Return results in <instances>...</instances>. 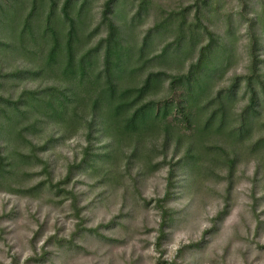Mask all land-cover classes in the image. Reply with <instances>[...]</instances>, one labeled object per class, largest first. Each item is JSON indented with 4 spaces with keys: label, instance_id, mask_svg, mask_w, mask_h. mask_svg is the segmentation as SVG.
Listing matches in <instances>:
<instances>
[{
    "label": "trees",
    "instance_id": "obj_1",
    "mask_svg": "<svg viewBox=\"0 0 264 264\" xmlns=\"http://www.w3.org/2000/svg\"><path fill=\"white\" fill-rule=\"evenodd\" d=\"M93 2L0 0V40L5 39L0 41V54H9L10 60L22 59L30 65L28 70L16 69L3 78L52 81L42 89L38 86L22 91L15 100L0 96V190L25 197H36L44 189L56 190L70 195L75 207L76 196L61 188L69 183L73 170L91 178L101 175L102 179L120 182L123 173L137 167L138 175L143 176L145 171H155L150 161L158 151L157 140L164 147L174 142L176 150L185 144L177 165L188 186L226 170L222 179L229 192L241 155H255L259 161L256 171H264V58H260L264 21L259 34L251 30L246 75L232 77L229 86L214 92L232 61L234 47L231 42H219L220 38L207 27L201 31L197 14V24L189 25L182 14L180 17L169 13L162 19L157 16L160 20L146 31L138 45L114 21V17H123L121 10L114 13L118 0H105L95 30L103 26L106 35L96 47L86 49L91 34L85 33L94 19ZM152 2L137 0L138 9L131 21L148 12ZM165 34H172L174 40L162 46L157 57L163 58L164 64L178 65L191 57L187 70L171 76L149 72L138 79L134 74L151 61L147 57L160 44L155 38ZM193 55H197L194 60ZM91 66L93 71H89ZM165 76L169 77L166 89L172 93L181 90L177 101L164 98L157 102L154 98L164 90ZM239 91L245 103L238 109ZM179 125L187 128L188 136H183ZM55 130L63 135L54 138ZM79 132L85 137L84 155L79 163L68 166L64 179L26 189L18 185L28 176L26 169L37 163L46 169L48 162L39 153L47 150L48 142L55 143L67 134ZM46 133L49 140L38 147L32 137ZM103 138L106 144L92 147L93 141ZM173 181L174 170L170 167L164 203L170 201ZM227 207L226 203L216 220H223ZM162 210L160 233L164 236L166 219L173 214L166 208Z\"/></svg>",
    "mask_w": 264,
    "mask_h": 264
},
{
    "label": "rangeland",
    "instance_id": "obj_2",
    "mask_svg": "<svg viewBox=\"0 0 264 264\" xmlns=\"http://www.w3.org/2000/svg\"><path fill=\"white\" fill-rule=\"evenodd\" d=\"M104 1L94 0L92 4L94 19L85 33L91 34L86 49L96 47L106 35L103 26L95 30ZM136 2L118 0L114 13L121 10L123 17H114V21L138 45L146 31L160 20L157 16L162 19L169 13L180 17L182 14L189 25L197 24V14L201 31L207 27L220 38L219 42H231L234 47L232 61L214 92L229 86L232 77L240 78L248 72L249 40L252 31L259 34L264 21V0H153L152 8L141 15L140 21H131L138 9ZM251 22L255 23L250 28ZM155 39L160 44L147 57L151 61L134 76L143 79L149 72H166L167 76L185 72L191 57L182 65L164 64L163 58L157 57L161 47L174 40L173 35H159ZM260 52L263 59L264 49ZM6 55L0 54V96L15 100L24 90L38 86L42 89L52 83L3 78L16 69L25 71L30 67L28 62L13 61ZM94 55L95 51L91 58ZM196 56L193 55V60ZM93 69L91 66L89 71ZM167 80L169 77L165 76L164 90L154 97L157 102H163L164 98L177 101L180 95L179 89L173 93L166 89ZM241 97L239 91L238 109L245 103ZM178 128L185 133L184 137L188 136L184 125ZM52 134L54 138L63 135L56 130ZM45 135L35 134L32 141L42 147L49 140ZM100 140L93 141L92 147L106 144V139ZM85 145L81 132L67 134L55 143L48 142L47 150L39 153L48 162L46 169L39 163L26 169L28 176L18 185L26 189L40 183L57 184L64 179L70 164L80 162ZM155 147L158 151L150 161L155 171H145L143 176L138 175L137 167L123 173L120 182L102 179L101 175L91 178L73 170L71 180L61 188L76 196L75 207L69 200L70 195L56 190L44 189L36 197L0 190V264H264V171H256L259 164L256 156L241 155L234 185L226 192V181L222 179L226 170L187 185L177 165L185 144L176 150L174 142L164 147L157 140ZM124 150L129 153L126 147ZM170 167L174 170V181L170 201L164 203ZM226 203L227 214L222 221L216 220ZM164 208L173 215L167 217L168 227H163L164 236H161ZM88 229L97 232L91 233Z\"/></svg>",
    "mask_w": 264,
    "mask_h": 264
}]
</instances>
